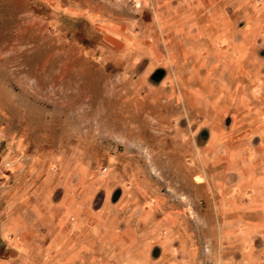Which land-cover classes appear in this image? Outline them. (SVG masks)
Wrapping results in <instances>:
<instances>
[{
  "label": "rangeland",
  "instance_id": "1",
  "mask_svg": "<svg viewBox=\"0 0 264 264\" xmlns=\"http://www.w3.org/2000/svg\"><path fill=\"white\" fill-rule=\"evenodd\" d=\"M0 264H264V0H0Z\"/></svg>",
  "mask_w": 264,
  "mask_h": 264
},
{
  "label": "water",
  "instance_id": "2",
  "mask_svg": "<svg viewBox=\"0 0 264 264\" xmlns=\"http://www.w3.org/2000/svg\"><path fill=\"white\" fill-rule=\"evenodd\" d=\"M163 76H164V71L160 70V71L156 72L154 77H156V79H161ZM230 123H231V120L227 119L226 124L230 125ZM200 137H201V140L205 143L208 140V138H209V134L206 131H203L201 133ZM160 253H161V249L160 248H156L154 250V252H153V256L154 257H159Z\"/></svg>",
  "mask_w": 264,
  "mask_h": 264
}]
</instances>
